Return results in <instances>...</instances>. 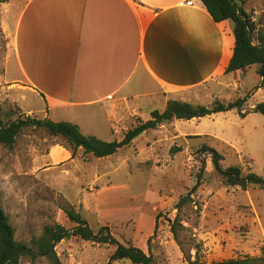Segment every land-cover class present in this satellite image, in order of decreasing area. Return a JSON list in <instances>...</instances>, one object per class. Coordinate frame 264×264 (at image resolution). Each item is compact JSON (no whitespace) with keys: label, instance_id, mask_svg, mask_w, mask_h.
I'll return each mask as SVG.
<instances>
[{"label":"rangeland","instance_id":"374dc122","mask_svg":"<svg viewBox=\"0 0 264 264\" xmlns=\"http://www.w3.org/2000/svg\"><path fill=\"white\" fill-rule=\"evenodd\" d=\"M251 2L252 20L264 34V0ZM11 54L0 28L3 114L12 113L15 120L27 117L45 120V113L38 112L45 109L42 103L32 94L18 91L8 81L19 76L13 60L7 64ZM260 71L258 66L251 67L241 73L240 89H224L227 102L242 100V112L248 114L243 116L232 110L199 121L177 120L176 126L173 121L103 159L85 158L80 149L73 161L51 166L50 151L64 147L65 142L43 129H24L14 149L0 146V201L15 228L16 239L29 244L48 224L58 223L72 229L75 224L63 211L71 206L94 231L109 227L121 243L152 255L154 264H169V256L174 264H181V258L188 264V256L192 261L196 259V246L200 248L201 262L221 258V246L211 249L205 238L214 215L228 222L235 216L229 207L253 203L264 221V189L252 187L246 193L227 188L201 148L207 145L221 153L224 168L239 166L244 173L252 168L253 173L264 177V113L255 110L264 102V79ZM228 79H233V75ZM213 102L206 100L195 105L210 106ZM154 105L151 112L163 110L160 101ZM150 111L143 119L129 118L113 131L101 128L95 137L106 142L120 141L139 121L150 120ZM199 134L211 137H196ZM234 189L238 193L231 195ZM182 199L184 202L177 209ZM177 216L178 240L170 224ZM234 231L239 239L248 236L244 225H236ZM56 251L63 264H108L114 247L73 237L62 241ZM251 252L243 251V254ZM21 264L32 263L24 258ZM35 264L51 263L44 258ZM112 264L132 263L119 260Z\"/></svg>","mask_w":264,"mask_h":264},{"label":"crops","instance_id":"0c3cea01","mask_svg":"<svg viewBox=\"0 0 264 264\" xmlns=\"http://www.w3.org/2000/svg\"><path fill=\"white\" fill-rule=\"evenodd\" d=\"M0 20L12 53L7 64L13 60L19 73L8 79L11 86L37 98L45 119L76 124L86 136L143 119L156 101L161 112L170 100L228 101L224 89H240L241 73L251 68L226 73L233 25L216 23L201 0H8L0 3ZM70 161L64 147L49 153L51 166ZM229 209L235 216L225 222L214 215L205 236L211 249L221 246L215 261L260 256L264 221L257 207ZM236 225L248 236L237 238Z\"/></svg>","mask_w":264,"mask_h":264},{"label":"trees","instance_id":"16d2710c","mask_svg":"<svg viewBox=\"0 0 264 264\" xmlns=\"http://www.w3.org/2000/svg\"><path fill=\"white\" fill-rule=\"evenodd\" d=\"M8 0H0L5 3ZM208 13L216 23L230 21L236 39L234 54L226 73L244 71L252 66L260 68L264 79V34L258 29V24L252 20L251 0H201ZM1 27V20H0ZM243 101L216 100L210 106L193 105L178 100H170L164 111H154L148 121H139L135 127L129 129L120 141L106 142L95 136L84 135L79 126L69 122H54L50 119L38 120L27 117L25 119H13L12 113L3 114L0 108V146L10 150L14 149L18 137L24 129L32 127L45 130L50 136L61 138L65 142L64 148L72 152L74 159L77 152L82 149L85 158L92 156L98 159L113 156L120 149L128 147L134 140L149 131H155L163 125L175 120L191 121L203 119L219 113L237 110L243 116ZM257 111L264 113V102L257 106ZM201 153L210 157L216 171L222 176L227 188L248 191L252 187L264 189V177L251 171L244 173L239 166L224 168L222 162L224 156L216 149L204 145ZM181 200L177 209L181 208ZM68 219L75 224L72 229L54 223L45 225L43 233L33 238L29 244L19 242L16 239L15 228L10 223L3 204L0 201V264H21L22 259H28L32 264L42 259H47L51 264H63L57 254L56 247L64 240L77 237L85 242H92L100 246L114 247L108 264L119 260H128L132 264H154V257L133 245L121 243L111 232L109 227H102L94 231L82 214L74 207L63 208ZM179 216L170 221L171 232L178 240L175 225L179 222ZM179 243V242H178ZM196 259L186 258L188 264H264V248L260 256H241L226 261L201 262L200 248L196 246Z\"/></svg>","mask_w":264,"mask_h":264},{"label":"water","instance_id":"95a60500","mask_svg":"<svg viewBox=\"0 0 264 264\" xmlns=\"http://www.w3.org/2000/svg\"><path fill=\"white\" fill-rule=\"evenodd\" d=\"M255 110L257 111V108Z\"/></svg>","mask_w":264,"mask_h":264}]
</instances>
